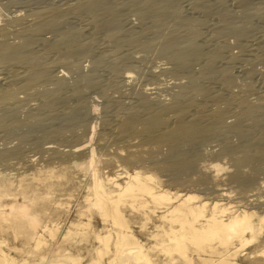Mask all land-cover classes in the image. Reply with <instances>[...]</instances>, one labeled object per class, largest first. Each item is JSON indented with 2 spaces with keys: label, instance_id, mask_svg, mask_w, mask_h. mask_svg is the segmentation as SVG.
Wrapping results in <instances>:
<instances>
[{
  "label": "bare ground",
  "instance_id": "obj_1",
  "mask_svg": "<svg viewBox=\"0 0 264 264\" xmlns=\"http://www.w3.org/2000/svg\"><path fill=\"white\" fill-rule=\"evenodd\" d=\"M111 1L114 0H77L72 4L67 3V6L64 4L65 7L44 6L32 11L31 20L25 23L23 21L26 19L19 13L9 18H4V15L5 20L15 23L12 29L10 25L0 23V68L18 65L23 68L22 71L10 69L9 76L0 77V131L11 133L15 130L11 128L28 124L31 134L36 131L37 134L41 133V136L37 135L39 139L48 140L41 144L43 146L40 145L39 157H35L36 154L28 155L21 141L12 146H0V264H158L154 256L156 249L170 256L166 264L175 263L174 254L188 264H197L196 259L200 264H264V199L259 197L258 192L248 193L253 190L255 172L241 169V166H247L255 171L264 163V117L256 119L262 131L259 138L254 132L242 129L245 119L252 116L256 109H263L264 105H246L247 112L244 111L234 121H227L226 109L219 104L220 96L205 95L206 85L198 78H213L217 74L218 70L211 65V61L217 59L220 46L205 56L206 62L198 74L200 77L192 75L189 82H176L177 89L168 98L155 95V91L149 88L139 93L135 103L122 114L102 118L104 123L108 122L105 125L100 123L105 129L102 131L103 137L104 133L111 132L115 142L125 141L127 149L123 147L121 150L126 152L120 150L112 157L101 158L96 146L91 143L100 133L97 132V123L91 131H74L75 126H85L82 116H76L84 104H68L69 101L66 103L65 100L69 98L65 96L68 90L71 95H82L84 86L90 80L83 78L70 83L67 73L77 68L79 52L87 49L90 41L80 42L77 38L79 29L64 27L68 15H87L91 29L95 33L103 31L106 39L115 46L121 43L149 50L155 40L146 35L152 30H161L165 26L164 17L176 11L175 0H125L143 25L141 31L124 35L118 41L116 36L120 30L113 21L121 15V9L117 4L109 5ZM239 1L246 6L248 0ZM209 4L194 1V7L204 14L217 13L224 19L222 22L227 21V25L241 30L246 28L245 20L250 15L245 11L247 7H244L245 13L241 18L231 21L229 14L221 7L212 11L215 7ZM1 17L0 22L4 20ZM16 23L17 27L14 28ZM173 28H184L186 31L180 34L174 30L166 34L158 43L160 52L173 67L185 70L190 60L198 55L193 42L194 24L179 17ZM47 30L53 36L43 39L46 45L43 52L50 50L56 55L50 64L41 61L46 52L35 53L31 49L38 40H35L37 36ZM10 33L18 34L19 41L9 40ZM240 35L246 36V33ZM231 56L236 58L234 54ZM53 63H61L65 68L58 75H53L55 77L49 71ZM112 70L115 74L120 73L117 64ZM225 70L221 68L220 72L228 73ZM132 73H127L125 79L130 78ZM50 80L56 82L54 88L46 87ZM224 83L229 84V81ZM43 84L45 88L41 87ZM63 87L68 89L66 94L62 93ZM62 94L65 100L61 103H65L59 104ZM33 96H38L39 102L33 103L34 107L29 106L32 109L29 108L30 112L26 115H17L19 112L16 114L13 107L28 103L27 99L32 100ZM226 97L231 101L233 94ZM197 98L203 99L206 106L197 103ZM208 99L210 104L207 103ZM101 104H91V114H98V105ZM58 106L64 115V118L59 116L62 122L56 119ZM53 118L55 122L59 121V125L46 131V123L54 122ZM229 132H236L240 137L239 143L225 142L216 154L220 158L229 155L236 157L237 154L239 157H234L235 164L232 165L234 169L221 162L203 164L195 157L197 144L213 139L224 140ZM86 134H90V137L84 139ZM65 135L71 143L56 142ZM37 141L34 147L40 144ZM143 144H150L151 147L143 149ZM146 158L149 159L148 164ZM102 161L109 165L119 162L124 166L113 173H106L99 165ZM47 168L56 174H47ZM153 170L166 176V180L176 187H164ZM41 180H44L43 184ZM225 181L235 183L240 188V207L221 204L220 201L228 195V192L222 191L224 187H219ZM82 182L89 190L84 197L90 210L87 220L82 219L84 211L78 209V215L74 218L70 213L72 203H75V208L79 205L75 190L82 186ZM206 182L214 187L210 188L212 192L209 190L210 194H214L211 201L193 189L195 185ZM181 186L186 188V193H180ZM208 187L206 185L205 190ZM56 192L65 197L57 196ZM93 215L97 216L102 227L93 225ZM155 216L163 223L156 224V229L150 230ZM62 223L68 226L67 236L82 235L73 245L78 250L77 254L66 248L56 257L39 253L38 263L27 259L20 262L3 249V244L8 243L4 236L15 239L25 236L26 243H32V251H40L49 244L46 235L56 236ZM135 227H139V231H149L151 239L158 241L148 244L137 234ZM80 243L82 246L75 247ZM23 249L27 250V246ZM215 255L216 259L212 258ZM87 256L89 259L86 262L84 258Z\"/></svg>",
  "mask_w": 264,
  "mask_h": 264
},
{
  "label": "rangeland",
  "instance_id": "obj_2",
  "mask_svg": "<svg viewBox=\"0 0 264 264\" xmlns=\"http://www.w3.org/2000/svg\"><path fill=\"white\" fill-rule=\"evenodd\" d=\"M76 1L77 0H0V8H1L0 17L2 16L1 18H3L5 15L4 18L6 17L9 18V16L12 15L15 16L16 13L17 14L19 13L18 15L22 16L24 20L26 19L25 21H23L25 23L28 20L29 21L31 20L32 11L42 9L41 7L44 6L49 7V5L65 7V5L67 6L68 4L70 3L72 4L73 2L75 3ZM114 1L109 2V5L117 4L118 7L121 9V15L118 17V19L113 21L115 26L120 30V33L116 36V39L118 41H121L124 38V35L137 33L141 31V26L143 25V21L138 19V17L133 12H131V10L128 8V5L125 3V0H114ZM194 1L196 2V0H175L176 11L175 13L168 14L164 17L165 26L159 31L152 30L149 34L146 35L147 38H153L155 40L154 42L155 44H153L154 46L152 45L151 49L149 50H145L144 48L141 47L126 46V45H122L121 43L118 46H115L113 43H110L106 39L103 31H99V32L96 31L95 33V30L91 29L92 26L88 24L89 17L87 15L80 14L77 17H75L74 15H68L64 27L68 28L69 26V28L79 29L80 33L77 36L78 40L80 42L90 41V43L87 49L79 52L78 55L79 57H77L78 59L76 60L77 63L79 64L78 65L79 67L77 66L76 69L71 70L72 72L69 71L67 73L68 76L67 79H69L68 81L70 83L77 81V79L79 80L83 78L84 79L87 78V81L88 80L90 81H88V83L84 86L83 89L84 91L81 92L82 95L80 93L78 94L81 97L75 94L78 96V98L74 94L71 95L69 90L63 87L65 89H62L63 90L62 93H65L68 90L70 94L68 92L67 94L65 93L67 95L65 97L69 99L65 100V97L62 94L58 102L59 104H63L66 101L67 102L69 101L68 104H77L80 102L84 104V107L86 108L83 107L80 110L81 112L78 111L76 113V116L79 115L77 116L78 118L82 116L81 118L84 119L85 126H80V127L75 126L76 129H74V131L85 132L87 131V129L91 131V128L95 123L99 124L97 127L98 128L97 132L100 131V133L98 132L99 134L96 135L97 137H95L91 143H93L96 146V149L101 158L105 159L108 157H112L114 154H117V152L120 151L121 148L123 147L125 150L127 149L126 146L127 143L125 141L120 142L118 140H116L115 142L114 136L112 137V135H110L111 132L104 133V137H103L102 131H104L105 129L103 128L102 124L105 125L108 122L104 123L102 121V118L109 117L111 115L122 114L132 103H135L136 98L139 96V93L149 88L155 91V95L168 98L169 95H171L177 89L176 82L177 83L183 81L189 82L192 80L193 76L194 77L199 76L198 75L199 71L202 69V66L206 62L205 56L209 54L210 51L214 50L215 48H218L217 46H220L218 48L219 49L218 57L216 60L211 61V65H213L219 72L217 71V74H215L213 78H202L200 76H199L200 78H198L199 79L198 81L206 85L205 95L217 94L220 96L219 104L226 109L225 118L227 121H234L239 116H241V114L244 111L247 112L248 106L246 105L249 104L260 105V106L264 105V0H248L246 1L247 2L246 6L243 3H241L239 0L238 1L237 0L236 1L235 0L233 1L232 0H201V1H205L208 4L210 3L209 5H212V7L214 6L215 8L212 9V11L219 10L217 9V7L218 8L221 7L226 13L229 14V18L231 19V21L232 19L236 21L239 18H241V16H243V14L245 13L244 10L246 9L245 11L250 12V15L247 16L245 20L246 28L243 30L236 29L235 27L227 25V21L226 23L225 21L222 22L224 19H221V17H219L217 13L216 14L209 13V15L204 14L201 9H197L194 7ZM244 7L247 8L244 9ZM179 17L183 19H188L190 22L194 24L195 36L193 42L198 51V55L190 60L188 67H186V69L184 68L185 70L182 69L179 70L173 67L172 64L169 62V60L167 59V57L160 52V45L158 44L159 42H161L162 38H164L166 34L175 30L173 28V24L175 21L178 20ZM0 23L2 25L3 23L4 25H10L11 29L13 28V25H15L14 22H9V20H5V19L2 20ZM17 24L18 23H16V26H14V28L17 27ZM175 31L177 33L182 34L186 31V29L179 28L176 29ZM244 33H246V36L240 35ZM10 34H11L10 36L8 35V39L10 38L9 40L19 41L18 38H20V36L18 34L16 33L13 34L10 33ZM51 36H53V33L48 30L42 32L35 39V40L38 39L37 40L38 42L35 41L33 43L31 48L32 51H34L35 53L43 52V49L46 46L43 42L44 41L43 39L50 38ZM49 51L50 50H44V52L46 53L43 52L44 54L41 59L42 62L50 64V62H52L53 59L56 57V55L53 52H49ZM233 54L236 55V58L234 59L231 56ZM115 64H117V66L120 69V73L118 74H115L112 70ZM51 66L52 67L49 69L51 76L55 74L58 75L59 71L65 70L63 64L61 63H53V65ZM1 68H0V77L2 78L9 76L10 69L14 70L15 68V70L17 71L23 70V68L19 65L10 66V68L9 66H5ZM221 68L222 71L226 69L225 71H228V73L222 71L220 72ZM130 71L133 72L132 75L130 76V78L125 79L127 73H129ZM228 81L229 84L224 83ZM54 82H55L54 80L48 81L46 83V87L52 88L53 86L54 88V86L56 85V84L54 85ZM41 87L45 88V84H43V86ZM231 93L233 94V97L232 100L229 101L226 96L230 95ZM33 97H31L32 100H30V98L27 99V101L29 100L28 103L26 102V104L24 103L23 105L21 104L19 106L16 105L15 107H13L16 114L19 112L17 115H20V113H21L20 116L26 115L27 112H30L29 108H31L32 106L34 107L33 103L37 104L39 102V100L37 99L38 96H33ZM209 99L207 103L210 104ZM62 100L63 101L65 100V102L61 103ZM202 100L203 99L201 98H197L196 102L199 103L201 106H206V104L203 103L204 101ZM94 102L102 103L101 105H98V111H97L99 112L98 114L97 113L91 114L92 108L90 107V105L96 104ZM59 104L57 103V105ZM57 111L58 112H56L55 114L57 116L56 119L57 120L61 119L59 121L62 122L63 119L59 117V116L62 117L64 116L63 112H61L62 111L61 107L58 108ZM191 111L193 112L194 109L193 110L191 109ZM60 112L62 113V115H60L61 114ZM259 117H264V108L256 109V111L253 113L252 116L247 117L244 121V125L242 128L243 130H249L254 132L257 138H259V135L262 132L261 129L258 128V124L256 121V119ZM54 119L55 118H53V120ZM56 119L54 120V122L51 120L53 124L48 121L49 123L48 122L46 123L44 129L47 131L51 128H54L55 126H58L59 121L55 122ZM101 127L103 128V130ZM11 129L12 130L15 129V130L11 131V133L5 132V133H9V135L8 134L6 135L4 131L2 132L0 131V135H1L0 146L4 144L8 146L9 145L12 146V144L14 145L16 142L20 143L19 141H21L23 142L22 143L23 145L25 144V147L27 148L28 151L27 152L28 155L36 154L37 156L35 155V157L40 156L41 154L40 145L41 144L44 145V142L48 141L45 138H43V140L42 138L39 139L38 136L39 135L41 136V133L37 134L35 131L32 132V134H34V136H32V134L30 133L31 127L28 126V124L16 126ZM19 137L22 138L24 141L22 139L20 140ZM89 137L90 134L89 135L86 134V136L83 138L87 139ZM35 138H37L40 141L38 142L37 139L35 140ZM66 138L67 135H65L64 137L62 136V139H60L61 141L56 140V142L61 143L62 141H64L62 142L63 144L71 143L68 142V139L66 140ZM239 138L240 137L237 136L236 132H229L226 134L224 140L213 139L210 141L201 142L196 146L197 147L196 150L198 152L197 154H195V157L197 159H200L201 163L203 164L209 163L211 161L221 162L222 164L228 166L229 169L232 170L235 167L232 166L235 164L234 163L235 155L234 157L229 155L227 157L220 158L219 155H217L216 153L221 149L222 145H224L225 142L234 143V145L238 144L239 143L238 141H240ZM25 139L27 140L25 141ZM36 141L37 144L40 143L39 145L36 146L37 149L36 147H34ZM70 141H72V139ZM149 146L150 144H143L142 147L141 146L140 147L143 149H148ZM163 149H166V147ZM125 150H121V151L126 152ZM230 156L231 158H229ZM238 157L239 156H237L236 154L235 158ZM148 160L149 159L146 158L145 162L147 164H148ZM150 160L152 161V159ZM120 164L121 163L119 162H115L109 165L103 163V161L99 162L101 169H103L106 173H113V171L120 170L124 166ZM52 165H56V164L53 163ZM241 167H242L241 169H243L244 171L252 172V173L255 172L254 175H256L255 181L252 186L253 190L248 191V193L258 192V194L260 195L259 197L264 199V170H263L264 163L261 166H259L258 169L255 171L247 166H241ZM54 169L57 170L56 167H54ZM147 171L151 172V170L148 169ZM152 172L157 174L160 183H162L164 187L166 188L176 187V185L174 186L171 185L172 182L166 180L167 178L166 176H163L161 173L155 170H153ZM47 174L51 175L56 173L52 171V169L50 170V168H47ZM198 175L199 173L197 172V176ZM192 176L196 177L195 174H193ZM52 177L54 176H51L50 178ZM43 181L44 180L40 181L41 184H43ZM81 184L82 186H79L75 190V198L78 199L76 200V203H79V205L77 206V208H75V203H72L73 206H71L70 208V213H71V218H74L78 215L77 213L78 209L84 211L85 214L83 215L82 219L87 220V214L90 213V210H88V203L85 201L84 197L89 193V190L84 184V182H82ZM206 185H208L209 187L208 189L205 190ZM219 187L220 188L224 187L222 191L228 192V195H225L224 199L220 201L223 206H234L233 208L240 207L241 205L240 202L241 195L239 193L240 188L235 183L230 184V182L225 181L223 182L222 187L221 185ZM188 188L190 189L191 187ZM210 188H214V187L211 186L210 182H206L205 184L200 183L199 185H195L193 189H196V193L200 195L202 194L206 196V199L210 200L212 199V197H214L213 193L210 194V191L211 192L213 191V189L211 190ZM179 189H180V193H186V188H184V186L179 187ZM205 191L208 193V195L206 194ZM55 194L61 198L65 197V196H60L59 193L57 192ZM259 211L261 212L262 210L259 209ZM92 219H93L92 221L93 225L95 227H102V224L98 220L96 215H93ZM158 223H163V222H159L155 216L154 222L150 224L151 227L150 230L156 229L155 225ZM165 227H167V224H165ZM135 229L137 234L148 244H154L158 241L155 239H151L152 236L150 235L149 231L147 230L139 231V227H135ZM85 230H89V229H85ZM67 231H68V226L62 223L61 227L59 228V232L56 236L51 237L49 235H46V238H48L49 240L48 241L49 244L43 247L40 251H35V252H33L34 248L32 246V243H26L25 236H20L19 239H15L13 236H4L6 237L8 243L3 244V249L8 253L14 255L17 258V260L20 262H22L24 259H27L28 261L38 263L40 259L39 253H47L52 257H56L60 253L64 252L66 248L71 249L72 253L77 254L78 250L74 248L73 245H76L78 243L82 235L72 234L70 236H67L66 235ZM80 244L81 245H77L75 247L82 246V243ZM26 246H27V250L23 249V247ZM154 256L158 259L159 261L158 264H166V262L169 261L170 259V256L160 249L155 250ZM216 257L217 256L215 255L212 258L216 259ZM88 259L89 256L84 258V261L87 262ZM174 261H175L174 264H188L182 261L179 258V256L176 254H174ZM195 261L197 264L201 263L198 259H196ZM105 264H109V263H105ZM168 264H172V263H168Z\"/></svg>",
  "mask_w": 264,
  "mask_h": 264
}]
</instances>
